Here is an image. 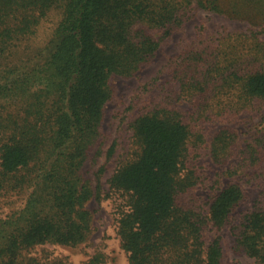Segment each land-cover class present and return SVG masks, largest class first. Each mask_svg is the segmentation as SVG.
Listing matches in <instances>:
<instances>
[{
  "label": "trees",
  "instance_id": "16d2710c",
  "mask_svg": "<svg viewBox=\"0 0 264 264\" xmlns=\"http://www.w3.org/2000/svg\"><path fill=\"white\" fill-rule=\"evenodd\" d=\"M196 8L249 27L217 43L194 40L180 53L173 77L191 113L164 103L138 115L137 147L108 184L122 196L117 234L128 264H225L221 238L207 230L229 223L244 190L229 182L207 214L187 202L197 184L188 149L201 137L187 118L214 120L264 103V0H0V200L23 194L17 209L0 215V264H20L30 246L87 239L85 204L100 197V185L84 166L101 145L110 80L136 75ZM261 126L264 146V118ZM234 135L227 127L214 134L215 161L229 157ZM233 229L253 259L245 264H264V205Z\"/></svg>",
  "mask_w": 264,
  "mask_h": 264
},
{
  "label": "rangeland",
  "instance_id": "374dc122",
  "mask_svg": "<svg viewBox=\"0 0 264 264\" xmlns=\"http://www.w3.org/2000/svg\"><path fill=\"white\" fill-rule=\"evenodd\" d=\"M249 24L196 8L185 25L165 38L158 53L144 64L132 77L113 76L112 97L104 108L101 125V145L94 148L87 159L84 172L92 185H100V197L91 198L85 207L92 214L91 230L87 239L75 246L43 243L23 250L20 264H82L97 255L101 264H128L127 253L117 234V218L122 196L109 188L108 179L122 162L130 158L137 147L134 142L132 122L140 114L158 104H169L190 114L192 103L179 92V83L173 77L175 61L180 53L196 40L217 43L227 32L245 30ZM212 40V41H210ZM264 118V103L254 102L237 114L217 119L199 120L187 118L193 131L201 137L196 145H190L187 166L197 176V184L187 196V202L196 210L207 214L216 194L229 182H238L244 197L235 208L229 223L222 228L210 225L209 239L219 236L224 248L225 264H245L253 259L237 245L233 226L240 217L264 205V146L259 142ZM223 127L235 133V144L225 160L212 157L211 140ZM252 148H248V145ZM243 155L245 160L242 159ZM23 194H7L0 200V215L17 209Z\"/></svg>",
  "mask_w": 264,
  "mask_h": 264
}]
</instances>
